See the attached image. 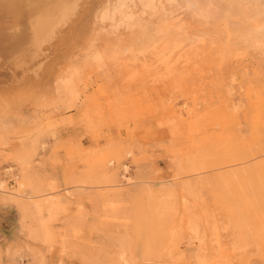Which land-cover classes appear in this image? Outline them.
Listing matches in <instances>:
<instances>
[{
    "label": "rangeland",
    "instance_id": "1",
    "mask_svg": "<svg viewBox=\"0 0 264 264\" xmlns=\"http://www.w3.org/2000/svg\"><path fill=\"white\" fill-rule=\"evenodd\" d=\"M68 1L0 36V264H264V0Z\"/></svg>",
    "mask_w": 264,
    "mask_h": 264
},
{
    "label": "bare ground",
    "instance_id": "2",
    "mask_svg": "<svg viewBox=\"0 0 264 264\" xmlns=\"http://www.w3.org/2000/svg\"><path fill=\"white\" fill-rule=\"evenodd\" d=\"M67 1L68 0H0V21L3 22V24H0V36L2 35L6 36L9 39L10 41L9 42L10 45L8 46L9 49L11 48L13 49V47L16 49H19L22 47L23 44H25L24 42H27L28 40H32L36 42L40 41V39L44 38V36L48 32L54 30V28H56L58 24V20H60L67 14V12L69 11L67 4L70 2V1L68 2ZM134 1L135 0H118L117 3L115 4L114 2H111L112 5L114 4L113 7L106 6L107 8H105L103 6L104 12L102 14L100 13L103 11V9L102 11L101 10L98 11L99 16L101 15L100 19L102 20V23H103V20H106L107 22V19L114 20L115 17H119V15L118 16L115 15L117 12H119V14L122 16L120 18H124V19L126 18L127 21L134 20V17H133L134 13L130 12V10L129 11L127 10L128 8H130V5ZM139 3L142 5V8L144 9L143 10L144 13L151 11L153 12V14L159 15L157 16V18H164V17L170 16L175 21L182 20L181 13H185V14L190 13L192 16L202 17L205 21L214 20L217 17H219L218 16L219 13L221 14V12L218 13L219 10H217V7H216V0H139ZM107 4L108 2H106V5ZM143 11L141 12L143 13ZM178 12L180 14H177ZM140 13L138 12V15ZM146 15H143V16L145 17ZM222 16L220 15L221 18ZM100 19L98 20L97 18L96 20L100 22ZM120 21L119 23L121 24ZM110 22L113 23V21H110ZM87 24L84 25V28L82 30L83 34L87 32L89 29ZM103 24H105V22ZM103 24H100V25L103 26ZM106 24H109V23H106ZM100 25H97V26H100ZM105 25L103 27H105ZM109 25H106V27H108ZM106 27L105 29H108ZM115 27L116 25L114 26V28ZM98 29H100V27ZM17 36L20 38L21 41L15 43L14 45L13 41L11 40H13V38ZM245 173H247L248 175L250 174L249 172H245ZM245 173L243 174L242 179L245 178L244 176ZM252 176L254 177L253 174ZM162 220L163 219H161L160 222ZM160 224L162 223H159V225ZM159 235L160 233L157 236ZM159 238L161 237L159 236Z\"/></svg>",
    "mask_w": 264,
    "mask_h": 264
}]
</instances>
